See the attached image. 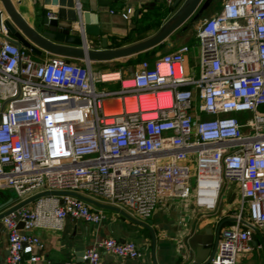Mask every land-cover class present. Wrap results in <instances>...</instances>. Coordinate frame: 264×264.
Listing matches in <instances>:
<instances>
[{
	"label": "built area",
	"instance_id": "1",
	"mask_svg": "<svg viewBox=\"0 0 264 264\" xmlns=\"http://www.w3.org/2000/svg\"><path fill=\"white\" fill-rule=\"evenodd\" d=\"M3 15L0 190H12L18 204L43 192L93 196L144 222L163 197L193 195L197 208L214 212L225 186L236 184L235 222L222 229L209 264H238L252 251L264 231V0H226L202 23L198 76L188 73L189 45L142 62L127 79L84 61H37L12 40ZM113 82L119 90L97 89ZM69 218L98 225L107 215L74 196L49 195L3 218L8 264H43L39 232L61 231ZM103 254L143 256L136 242L110 237L87 248L83 261L100 264Z\"/></svg>",
	"mask_w": 264,
	"mask_h": 264
},
{
	"label": "crops",
	"instance_id": "2",
	"mask_svg": "<svg viewBox=\"0 0 264 264\" xmlns=\"http://www.w3.org/2000/svg\"><path fill=\"white\" fill-rule=\"evenodd\" d=\"M185 1L182 0L179 8ZM12 2L23 19L35 29H39L45 16L50 20H58L61 25L68 27L76 20L80 9L91 11L96 15L99 14L103 32L99 39H107L109 49L128 47L155 36L175 13L172 10L173 5L166 4L164 0H12ZM128 9H131L132 13L128 19H125L123 14ZM0 11L3 12V16L7 20L8 16L4 12L1 1ZM49 14H54L56 18H50ZM183 27L184 25L159 46L142 53L143 56L135 67L126 66V64L129 61L137 60L140 54L114 61L95 62L91 65L95 70L102 73L118 72L123 79L130 78L135 72L140 70L142 62L149 61L154 63L164 55L163 53L166 50L171 51L177 38V33L181 29L183 31L185 29ZM142 37H145V39L139 42L136 41ZM125 38H131L134 43L116 47ZM12 40L15 41V37L12 36ZM89 48L91 50L102 49L100 42L90 43ZM32 56L40 61L58 57L45 51H43L41 56L32 52ZM197 56L198 53L194 52H190L187 56L189 74L193 72L192 62L195 61ZM76 62L82 63L79 60H76ZM116 64H120L121 67L116 71L110 70ZM124 74H127V76ZM116 83L108 84L115 85L113 91H117L121 87L120 82ZM85 197L91 198L99 204L110 206L100 198ZM239 203L240 190L236 184H227L225 186L220 205L214 212H203L197 208L193 195L189 200L163 197L153 216L144 221L151 226L155 233L154 257L156 263L191 264L195 258V251L191 247L192 239L196 235L205 236L208 230L215 234L220 222L228 218H234L238 211ZM16 204L18 203L9 193V190H0V207H3V211L10 209ZM92 207L101 209L96 206ZM101 210L105 212L107 218L98 225L69 218L65 221L64 228L61 231H40L39 237L44 244V249L40 253L43 264L47 261H70L73 264H85L83 257L86 249L92 247L96 242L110 237L122 242H136L142 250L143 256L139 259H129L103 254L100 264H155L152 236L149 230L128 220L119 212ZM121 210L132 219L143 222L129 211L126 212V209ZM231 224L228 223L224 227ZM252 247L251 252L242 254L239 257L238 264H264L263 230L255 233ZM8 257V232L4 227V230L0 232V264H8ZM22 264L30 263L25 260Z\"/></svg>",
	"mask_w": 264,
	"mask_h": 264
},
{
	"label": "water",
	"instance_id": "3",
	"mask_svg": "<svg viewBox=\"0 0 264 264\" xmlns=\"http://www.w3.org/2000/svg\"><path fill=\"white\" fill-rule=\"evenodd\" d=\"M0 1L4 12L8 16L5 24L11 35L15 37L17 44L24 46L38 56H41L43 51H45L52 55L65 58L66 63H71L72 60H79L84 61L89 65L95 62H108L133 57L159 46L190 19H192L193 23L200 19L203 13L214 2V0H186L179 8L182 0H175L172 6V10L175 12L174 15L162 26L155 36L128 47L109 49L107 39H99L103 34L99 14L96 15L91 11L80 9L77 13L76 20L68 27L61 25L58 20H50L45 16L42 25L39 26V30L30 26L23 19L12 0ZM93 42H100L102 49L91 50L89 45ZM49 195H71L92 206L119 212L128 220L143 226L151 233L153 242V259L154 263L157 264L154 257L156 237L154 230L148 223L132 219L119 208L99 204L91 198L77 193L43 192L26 201L16 204L6 211H3V207H0V232L4 230L5 227L3 218L11 212L32 203L36 199ZM234 222L235 218L225 219L218 224L215 234H213L211 230H208L205 236L196 235L191 241V247L195 251V258L191 264H209L217 253L220 234L223 227L228 223ZM22 228L23 224L20 225V229ZM253 239H255V235L253 236Z\"/></svg>",
	"mask_w": 264,
	"mask_h": 264
},
{
	"label": "rangeland",
	"instance_id": "4",
	"mask_svg": "<svg viewBox=\"0 0 264 264\" xmlns=\"http://www.w3.org/2000/svg\"><path fill=\"white\" fill-rule=\"evenodd\" d=\"M226 0H214L213 4L203 13L202 17L200 19H198L197 21H195L193 23L192 19H190L188 21V23H186L184 25L183 31L182 29L179 30V33H177V38L174 41V46L172 48L171 51H165L163 54H167V53H171L174 50L180 48L183 45H189L191 47V52L194 53H198V49H197V38H196V33L198 31V28L202 25V23L214 16L215 14H217L218 12H220L224 2ZM35 60L40 61L38 59H36L34 57ZM78 63V62H77ZM100 68V67H99ZM192 71L196 73V76H198L199 74V66H198V58H195V61L192 62ZM125 75V74H124ZM127 76V74L125 75ZM116 83V82H113ZM113 83H106L107 85H102V84H98L97 85V89L98 90H113L115 85H108V84H113ZM117 84V83H116ZM105 107L108 111H110V103L107 102L105 104ZM236 117H238L239 119L243 120L244 117H250L251 114L250 113H237L235 114ZM244 133H248V129H243ZM9 193L13 196V198L15 197V193L12 190H9ZM127 210V211H126ZM126 212H130L133 213L132 211H130V209H126Z\"/></svg>",
	"mask_w": 264,
	"mask_h": 264
},
{
	"label": "trees",
	"instance_id": "5",
	"mask_svg": "<svg viewBox=\"0 0 264 264\" xmlns=\"http://www.w3.org/2000/svg\"><path fill=\"white\" fill-rule=\"evenodd\" d=\"M212 4H213V3H212ZM201 17H202V16H201ZM201 17H200V18H201ZM143 39H145V37L139 38V39H137L136 41L139 42V41H142ZM131 43H134V41H133L131 38H125V39H123L122 43H120V44H119L118 46H116V47H122L123 45L131 44ZM142 56H143V55L140 54L137 60H135V61H129V62L126 64V66H133V67H135V66L139 63V60H140V58H142ZM120 67H121L120 64H116V65L112 66V67L110 68V70L116 71V70H118Z\"/></svg>",
	"mask_w": 264,
	"mask_h": 264
},
{
	"label": "bare ground",
	"instance_id": "6",
	"mask_svg": "<svg viewBox=\"0 0 264 264\" xmlns=\"http://www.w3.org/2000/svg\"><path fill=\"white\" fill-rule=\"evenodd\" d=\"M106 80H113L115 78L113 75H106Z\"/></svg>",
	"mask_w": 264,
	"mask_h": 264
}]
</instances>
